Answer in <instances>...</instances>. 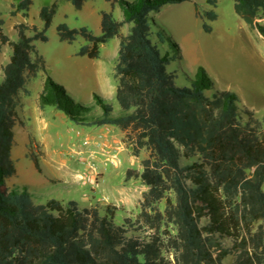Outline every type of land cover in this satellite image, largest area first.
Returning <instances> with one entry per match:
<instances>
[{
  "label": "trees",
  "instance_id": "obj_1",
  "mask_svg": "<svg viewBox=\"0 0 264 264\" xmlns=\"http://www.w3.org/2000/svg\"><path fill=\"white\" fill-rule=\"evenodd\" d=\"M10 1L12 15L26 16L31 0ZM68 1L80 10L86 0ZM183 1L113 0L123 18L101 12L99 35L86 27H56L61 42L82 38L86 44L77 55L88 59H99L101 45L119 40L113 68L118 115L97 94L101 113L91 115V106L49 76L38 106L54 108L77 126H114L132 157L145 154L141 171L125 175L146 187L139 212L121 225L113 221L115 206L80 207L55 199L36 204L28 186L8 184L16 176L11 151L18 97L30 96L27 84L45 73L33 42L47 41L57 4L41 7L42 30L16 25L14 41L2 33L0 20V43L10 48L0 80V264H225L227 259L228 264H264V117L241 105L237 93L216 88L203 67L188 87L175 84V73L166 69L173 58L151 41L147 17ZM232 1L237 17L264 39L259 22L264 0ZM207 2L215 7V0ZM196 15L208 21L217 17L213 10ZM203 30L212 28L203 22ZM162 32H155L159 43ZM29 157L40 174L38 160Z\"/></svg>",
  "mask_w": 264,
  "mask_h": 264
},
{
  "label": "rangeland",
  "instance_id": "obj_2",
  "mask_svg": "<svg viewBox=\"0 0 264 264\" xmlns=\"http://www.w3.org/2000/svg\"><path fill=\"white\" fill-rule=\"evenodd\" d=\"M207 1L185 0L165 4L158 12H150L147 23L153 32L151 41L157 42L161 53L167 52L173 58L166 69L175 73V84L178 87H188L189 79L194 77L197 68L203 67L214 80L216 88L237 93L241 105L253 108L256 117H264V41L237 17L232 0H215V7ZM53 3L57 4V9L45 31L47 41L33 42L37 53L44 58L45 73H39L35 80L27 84L29 97H18L16 141L11 153L17 174L8 184L15 188L28 186L31 193L35 194L32 199L36 204L55 199L63 203L74 201L80 207L96 205L103 209L107 205L114 206L115 203L109 199L115 194L116 188L127 185L142 187L134 175L128 180H125V175L127 170L137 173L141 171L140 161L145 154L141 153L138 158H134L124 145L121 152L104 147L98 127L74 125L64 114L50 106L43 108L48 126L41 131L42 125L37 127V120L43 116L39 114L37 99L45 77L49 76L62 85L76 101L91 106V115L101 113L95 105L94 94L106 99L114 115L119 114L120 108L115 100L116 82L113 78L118 38L115 37L100 47L99 59H88L77 55L79 48L86 42L80 37L70 44L61 42L56 34V27L59 24H65L69 28L86 27L94 35H99L100 13L110 12L115 20L120 21L123 18L122 12L113 0H86L80 10H76L68 0H31L26 16L20 13L12 15L15 3L0 0L2 33L14 41L17 38L15 26L20 23L42 30L39 11L41 7ZM209 10L216 13L214 21L200 19L196 15L197 12L203 17ZM203 22L211 26L210 33L204 32ZM157 30L163 31V43H159L156 37ZM126 31L127 26L123 25L120 32L126 34ZM26 34L32 35L31 32ZM167 37L178 46L179 53ZM9 55L8 45L0 43V67L8 62ZM1 78L2 68L0 80ZM53 112L57 116L53 117ZM29 122L35 124L38 139L40 132L47 137L42 141L45 152H56L62 158L76 162L75 171L78 175L90 173L91 181L86 185L79 181L42 182L29 157L34 156L38 162L43 157L41 145L32 133L26 131ZM139 197L142 199L141 194ZM140 201L128 210L118 207L119 210L114 212V223L121 225L126 218L134 220L139 212ZM229 261L227 259L225 264Z\"/></svg>",
  "mask_w": 264,
  "mask_h": 264
},
{
  "label": "crops",
  "instance_id": "obj_3",
  "mask_svg": "<svg viewBox=\"0 0 264 264\" xmlns=\"http://www.w3.org/2000/svg\"><path fill=\"white\" fill-rule=\"evenodd\" d=\"M259 22L264 24V18L259 20ZM254 32L258 35V37L261 40L264 41V39L255 30ZM2 67L3 66H1L0 68ZM41 89L42 88H40L39 90L41 91ZM245 107L248 108L249 110H252L254 113H256V111L253 108L247 107V106ZM39 111H40L39 114L43 116L44 109L40 108ZM55 116H57V113L53 112V117ZM39 125H42L41 131L47 128L48 124L46 123V119L44 118V116L38 118L37 127H40ZM15 127H16V123L13 127L14 143L16 141ZM98 128H99L98 131L102 135L103 146L111 150H118L119 152H121V148L123 149V143H122L123 133L118 128L111 126V125H104ZM26 131H28L29 133H32L34 139L37 142H39V144L42 147V141L43 140L45 141V139H47V137H45V134H42L40 132L39 133L40 137L38 139L37 134H36L37 132L35 131V124H30V122L26 128ZM42 154H43L42 160L38 162L40 170H41V173L39 175L42 179L41 180L42 182L43 181L46 182V180H51L53 182H59L63 180L64 183L69 182V181L70 183L79 181L78 173L75 171L76 162L66 160L62 158L61 154L56 153V152L47 153L43 150V147H42ZM16 174H17V171H16ZM101 177H102V174H101ZM145 191H146V188L144 185H142L141 188L139 186H134V185L121 186L120 188H116L115 194L112 197H110L109 200H112L115 203L113 204L115 207L118 208L122 206L123 208L128 210L132 208L134 205H136L138 201L141 200L139 195L140 194L142 195V193H144Z\"/></svg>",
  "mask_w": 264,
  "mask_h": 264
},
{
  "label": "built area",
  "instance_id": "obj_4",
  "mask_svg": "<svg viewBox=\"0 0 264 264\" xmlns=\"http://www.w3.org/2000/svg\"><path fill=\"white\" fill-rule=\"evenodd\" d=\"M90 177H91L90 173H86V174H84V176L78 175V180H79V182H81L82 185H86L87 183H89L91 181Z\"/></svg>",
  "mask_w": 264,
  "mask_h": 264
}]
</instances>
